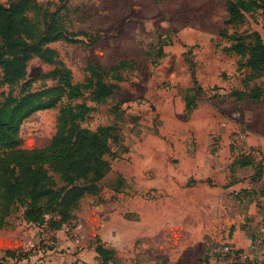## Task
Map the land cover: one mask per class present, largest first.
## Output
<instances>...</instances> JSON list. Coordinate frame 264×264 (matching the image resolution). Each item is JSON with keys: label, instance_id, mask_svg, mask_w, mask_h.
Returning <instances> with one entry per match:
<instances>
[{"label": "rangeland", "instance_id": "374dc122", "mask_svg": "<svg viewBox=\"0 0 264 264\" xmlns=\"http://www.w3.org/2000/svg\"><path fill=\"white\" fill-rule=\"evenodd\" d=\"M35 1L41 9L28 16L39 28L42 14L64 27L66 38L46 46L72 82L84 83L90 64L92 79L116 88L101 102L93 88L71 100L89 107L81 127L97 135L73 183L84 194L67 217L49 212L42 222L14 201L0 227V264H227L235 251L262 261L264 68L249 64L254 33L264 45L261 11L227 23L225 0ZM56 66L32 56L12 86L0 67V103L25 81L27 91L55 87ZM66 103L22 121L23 147L49 144ZM46 169L54 188L67 185ZM99 242L107 261L94 251Z\"/></svg>", "mask_w": 264, "mask_h": 264}, {"label": "trees", "instance_id": "16d2710c", "mask_svg": "<svg viewBox=\"0 0 264 264\" xmlns=\"http://www.w3.org/2000/svg\"><path fill=\"white\" fill-rule=\"evenodd\" d=\"M225 1L227 23L241 22L244 13L260 10L264 28V0ZM40 9L41 5L35 0H15L7 5L0 3V67L4 81L12 86L22 79L25 62L32 56L57 65L51 73L57 79L55 87L27 91L30 82L25 81L21 95L7 96L0 103V227L5 225V217L11 214L12 204L17 200L26 206L25 218L31 222L44 221V215L49 212L58 213L63 219L69 215L70 209L86 190L73 183L86 174V161L94 157L97 143V135L81 127L89 107L72 105L71 100L82 90L93 88L94 99L101 102L116 88L102 81L101 76L92 79L96 66L90 62L87 67L91 71L90 77L84 83L72 82L69 70L56 61L54 50L46 46L66 38L64 27L55 18L47 22L46 15L42 14V28H39L37 20L28 14L35 17ZM254 38L249 49V64L259 70L264 68V45L257 33H254ZM234 47L243 53L239 43ZM116 68L112 66L109 71ZM62 97L68 103L60 109L57 129L49 144L35 149L23 147L20 135L22 121L37 110L54 108ZM185 102V107L189 108V101ZM245 163L250 164L251 161L246 160ZM47 167L57 172L67 185L54 188V182L46 174ZM260 194L264 196V184ZM61 222V219L55 221L56 228H60ZM94 249L103 255V261L111 258V251L104 243L99 242Z\"/></svg>", "mask_w": 264, "mask_h": 264}, {"label": "built area", "instance_id": "2783aa9c", "mask_svg": "<svg viewBox=\"0 0 264 264\" xmlns=\"http://www.w3.org/2000/svg\"><path fill=\"white\" fill-rule=\"evenodd\" d=\"M44 251H46L44 248H36L35 251H33V253L35 252H39V253H43ZM225 251H228L227 248H225ZM246 261H250L253 264H264V259L262 261H251L249 254L247 253V251H235L234 254H232V256L230 257V260L227 262V264H238L239 262H246Z\"/></svg>", "mask_w": 264, "mask_h": 264}, {"label": "crops", "instance_id": "0c3cea01", "mask_svg": "<svg viewBox=\"0 0 264 264\" xmlns=\"http://www.w3.org/2000/svg\"><path fill=\"white\" fill-rule=\"evenodd\" d=\"M94 251H95V249H94ZM61 259H63V258H57L55 260H53L52 258H50V261L47 260L46 261V264H60V262H62V261H60Z\"/></svg>", "mask_w": 264, "mask_h": 264}]
</instances>
